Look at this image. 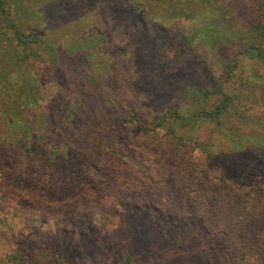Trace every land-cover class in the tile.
Returning a JSON list of instances; mask_svg holds the SVG:
<instances>
[{
  "label": "rangeland",
  "instance_id": "rangeland-1",
  "mask_svg": "<svg viewBox=\"0 0 264 264\" xmlns=\"http://www.w3.org/2000/svg\"><path fill=\"white\" fill-rule=\"evenodd\" d=\"M5 1L10 16L19 26L16 28L25 36L19 38L13 28L0 23V103L14 101L13 113L28 119L38 129L55 131L46 135L42 158L37 164H31L26 174L21 171L17 154L0 146V188L13 195L31 197L33 204L28 218L18 214L11 221L10 216L15 238L8 236L9 247L14 249L23 244L22 240L31 231L45 232L59 222L63 225V240L71 264H109L97 242L105 236L112 237L121 252L128 247L137 259L136 264H184L185 261L200 264L197 255L209 244L202 228L205 226L202 211L195 204L181 203L180 197L208 189L231 193L239 184L225 175L227 158L210 161L202 149L178 145L166 134V129L156 130L152 125L154 109L193 101L179 89L167 85L169 79L191 70L193 64L203 63V50L195 45L180 54L179 35L190 28L189 22L169 19L168 3L157 5L152 0H141L140 9L147 8L148 12L142 13V23L138 21L132 26L131 19L120 20L116 8L122 4L127 7L131 0ZM218 1L227 11L216 19L217 25L223 28L230 22L234 29L248 25L250 8L257 3V0ZM49 42L53 47H62L64 54L59 57L51 50L50 57L44 51ZM208 48L209 60L205 63L215 64L218 82L210 83L213 87L207 83V91L211 93L207 108L215 110L229 98L230 105L221 113L222 128L228 133H239L246 146L257 150L264 146V64L241 60L239 48L232 40ZM201 72L199 68L198 73ZM79 81L86 85V92L98 95V100L91 97L93 101L106 100L98 111L103 115L98 117L103 124L106 120L102 117L118 113L115 101L121 94L128 114L124 140L115 144L124 152L121 155L124 164L109 166L97 180V203H107L104 211L108 216L103 220L93 204H79L80 196L86 201L93 198V194L89 198L92 190L71 176L64 165L60 164L54 173L42 167L37 169L46 153L52 157L60 144L55 139L60 125L48 120V114L54 113L48 107L58 99L65 114L70 115L74 99L78 97ZM96 81L102 82V86L95 87L92 82ZM240 81L246 84L238 86ZM107 82L109 87L105 88ZM3 105L0 104L1 111L5 110ZM55 106L59 108L57 102ZM131 106L149 125L138 122L131 114ZM198 127L201 140L214 138L221 142L223 149H229L225 134L215 121H203ZM168 142H173L175 148L167 146ZM216 150L224 156L220 147ZM99 159L100 156L96 157L95 162ZM49 177L56 178L65 189L60 198L48 196L43 188ZM258 178H262L259 188H264V171L258 173ZM129 179L139 185L138 190L126 182ZM242 188L255 192L250 181ZM110 201H120L123 205H110ZM127 211L134 213L126 214ZM58 214L61 219L56 218ZM42 217L49 223L42 224ZM162 219H169L165 221L169 229ZM166 231L174 237L182 234L192 239L179 249L167 246ZM2 240L0 258L4 247L8 248Z\"/></svg>",
  "mask_w": 264,
  "mask_h": 264
},
{
  "label": "trees",
  "instance_id": "trees-1",
  "mask_svg": "<svg viewBox=\"0 0 264 264\" xmlns=\"http://www.w3.org/2000/svg\"><path fill=\"white\" fill-rule=\"evenodd\" d=\"M152 1H155L157 5L163 2L168 3L169 19H183L189 22L190 28L179 35L181 38L180 54L185 53L188 49H193V45H195V48L199 47L203 50V63H196L195 66L193 64L191 70L189 69V71L174 79H169L167 84L171 88L179 89L183 94L191 97L193 101L185 100L180 105H172L162 110L154 109L151 118L152 125L156 130L166 129V134L172 137L171 140H176L178 145L183 143L186 147L192 145L193 148L202 149L210 161L214 162L221 157L227 158L229 163L225 175L234 178L233 180L239 184V188L231 193H223L218 189H208L197 191L194 194L181 195V203L195 204L200 208L205 224L202 228L204 234L209 237V244L204 248L202 254L197 255L198 258L196 259L201 260L200 264H264V188H259L262 185L259 183L262 178H258V173L264 171V146L252 150L245 145L244 137L239 133H228L222 128L221 113L227 105H230L229 98L215 110H208L211 93L207 90L209 86L213 87L210 83L218 82V78L216 77L217 71L214 70L215 64L205 63L209 60L206 54L209 50L208 46L212 47L213 44L232 40L239 48L238 53L241 60H257L264 64V0L255 1L257 2L255 6L250 8L248 25L241 29H234L230 22L224 25L223 28L217 25L216 19L225 15L227 11L226 6L218 0ZM5 5L6 1L0 0V23L13 28L19 38L24 37L23 33H19L21 32L17 29L19 26L14 23V19L10 16ZM141 5V0H131L127 7H124L123 4L116 7L119 9L120 20H123V18L131 19L130 26L136 25L138 21L142 23V13L148 12V9H140ZM114 10L115 8L112 9V11ZM48 44L49 47L44 51L49 53L50 57L52 56L51 50L54 55L59 57L64 54L62 47H53L50 42ZM104 68L103 63L102 69L104 70ZM199 68L202 69V76L198 73ZM62 78L67 84L68 80L64 75H62ZM161 80L165 81L163 77ZM92 83L95 87L102 86V82L99 81ZM207 83L209 86H207ZM245 84V82L240 81L238 86H244ZM77 86L78 97L74 99V109L70 115L65 114L61 107L62 103L58 99L53 100L59 105L58 109L55 103L48 107V111L54 112L48 114V120L52 123L59 122L60 125L55 138L59 140L58 143L60 144L56 146V151L52 157L49 152L46 153L37 169L42 167L43 170L54 173L55 169L59 170L60 164L64 165L71 176L92 190L89 193V198L93 194V198L90 200H93V202L86 201L84 197L80 196L78 199L79 204H93L97 211L101 212L99 217L103 220L105 216L106 218L108 216V213L104 211V209H107V203H97V180L98 177H101L102 171L109 166H114L116 163L124 164L123 158H121L124 152L119 151L115 144L118 145L124 140L125 119H128L126 116L128 114L123 107L125 101L122 100L123 95L121 94L115 101L119 106L118 113L110 114V117L114 120L110 117H102L106 120L103 124L102 120H98L99 116H103L98 111L101 109L100 104L103 106V102H106V100L96 101L98 95L86 92L84 88L86 85L82 84V81H79ZM104 86L108 88L109 82ZM131 90L130 92H132ZM91 97L96 100L93 101ZM4 103H0L1 106ZM14 104V101L10 104L5 103L2 107L5 110H0V146L4 150L17 154L16 157L18 164L21 165V171L26 174L29 166L33 163L37 164V160L42 158L41 152L44 151L42 145L46 135L49 136L55 131L38 129L28 119L16 112L13 113L11 107L15 106ZM130 110L140 124L149 125L140 118L135 108L131 106ZM108 118L110 119L108 120ZM209 119L215 121L217 126L221 127L220 129L225 134L229 147L228 150L223 149L220 145L221 142L214 138L207 141L200 139L198 126ZM52 138L54 137L52 136ZM169 145L175 148L173 142H168L167 146ZM218 147L224 152V156L216 150ZM98 156L101 159L95 162V158ZM98 162H101V164H97ZM40 172L43 174L42 170ZM249 181L252 189L255 190L254 193L249 189L242 188V185ZM126 182L134 189L139 188V185L131 182L130 179ZM139 183L142 184V182ZM43 188L47 191L48 196L59 198L65 191L56 178L53 177H49V182ZM137 193L140 194L141 192L137 191ZM30 198L13 195L0 188V240L3 237L2 241H5L4 244L8 247H4L0 263L71 264L63 240V225L59 222L45 232L31 231L22 240L23 244L14 249L9 247L8 236L15 238L11 221L18 214L26 218L29 217L28 214L31 212V206L33 205ZM119 202L110 201V205L118 204L122 206L123 203ZM21 207L23 209H19ZM132 213L134 211L126 212V214ZM159 213L162 215V212ZM10 216H12L11 221H9ZM57 216L56 218L61 219L59 214ZM168 220H161L166 225V229H169L168 222H165ZM41 222L42 224L49 223L45 217L41 218ZM177 224L181 227L182 223ZM161 230L163 229L161 228ZM166 234L169 235V232L166 231ZM196 236L194 235V237ZM168 238L167 246L179 249L184 242L189 243L192 236L183 237L181 234L177 237L169 235ZM97 242L103 254L108 258L109 264L137 263L136 257L129 251L128 247L122 252L119 251L112 237L105 236ZM177 259L181 260L182 258L178 257ZM194 262H191V264H195ZM184 264L189 263L185 261Z\"/></svg>",
  "mask_w": 264,
  "mask_h": 264
}]
</instances>
